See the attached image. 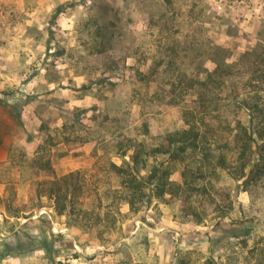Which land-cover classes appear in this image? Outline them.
Masks as SVG:
<instances>
[{
	"label": "rangeland",
	"instance_id": "1",
	"mask_svg": "<svg viewBox=\"0 0 264 264\" xmlns=\"http://www.w3.org/2000/svg\"><path fill=\"white\" fill-rule=\"evenodd\" d=\"M257 87L264 0H0V264H264V154L237 177L225 137ZM201 114L197 142L227 141L228 172L167 144ZM137 147L139 175L162 164L171 186L130 210L112 164ZM71 171L83 189L59 212L51 185Z\"/></svg>",
	"mask_w": 264,
	"mask_h": 264
},
{
	"label": "trees",
	"instance_id": "2",
	"mask_svg": "<svg viewBox=\"0 0 264 264\" xmlns=\"http://www.w3.org/2000/svg\"><path fill=\"white\" fill-rule=\"evenodd\" d=\"M223 66L220 62H215V66L212 70L206 71L205 80L199 81V85L205 86V93H197L198 101L204 104L205 102V127L209 126V123H213V119L216 117L218 108V95L212 91V86L221 80L223 73ZM260 82H257L258 86ZM260 87L254 89L248 96H236L232 104L234 108L233 122L235 126L232 127L234 133L225 135L233 139L232 148L235 153V161L237 165H232L237 168V177L243 175V159L249 150H252L255 154H264V103L263 96L259 93ZM204 111V106H202ZM204 114L195 118V115H191L185 121L188 127L183 130H174L167 135V144L175 145V148L179 152H185L188 148L199 147L201 149V159L209 164V168H218L222 170L230 171L229 165L225 163L224 148L230 149L231 146L227 141L221 143V146L215 147L206 139L205 134V146L201 142H197L199 137L198 129L195 123H204ZM118 145V151L120 155H124L126 148H120ZM140 148H134L129 155L128 161L123 159L118 165L112 164L114 171L121 176V186L124 189V202L128 204L130 210H134L135 204L138 201L143 200L145 196H153L155 198H162L164 194L169 193L171 181L168 179L169 171L166 167H162V164H155L146 171L145 177L139 175L136 169L139 162L145 163V159L140 157ZM216 152V158L213 154ZM225 160V161H224ZM231 166V167H232ZM82 184L79 180L78 172L71 171L63 174L53 180L50 195L53 196L56 207L59 212L64 209L73 210L75 203L78 200L82 192ZM146 189L149 192L146 193Z\"/></svg>",
	"mask_w": 264,
	"mask_h": 264
}]
</instances>
